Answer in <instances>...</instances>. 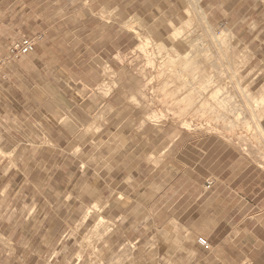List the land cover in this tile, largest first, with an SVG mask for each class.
<instances>
[{
	"label": "rangeland",
	"instance_id": "obj_1",
	"mask_svg": "<svg viewBox=\"0 0 264 264\" xmlns=\"http://www.w3.org/2000/svg\"><path fill=\"white\" fill-rule=\"evenodd\" d=\"M263 117L264 0H0V264H264Z\"/></svg>",
	"mask_w": 264,
	"mask_h": 264
},
{
	"label": "built area",
	"instance_id": "obj_2",
	"mask_svg": "<svg viewBox=\"0 0 264 264\" xmlns=\"http://www.w3.org/2000/svg\"><path fill=\"white\" fill-rule=\"evenodd\" d=\"M33 47H34L33 39L23 37L12 43V45L10 46V53L14 58H17L31 51ZM198 241L202 246L208 247L209 245L207 241L203 238H199Z\"/></svg>",
	"mask_w": 264,
	"mask_h": 264
},
{
	"label": "bare ground",
	"instance_id": "obj_3",
	"mask_svg": "<svg viewBox=\"0 0 264 264\" xmlns=\"http://www.w3.org/2000/svg\"><path fill=\"white\" fill-rule=\"evenodd\" d=\"M198 8V7H197ZM222 36V35H221ZM148 42V41H147ZM151 55H154V54H151ZM175 57V56H174ZM189 59V58H188ZM162 61V60H161ZM173 63V62H172ZM185 66V65H184ZM201 67V66H200ZM183 68V67H182ZM192 68V67H191ZM184 69V68H183ZM187 69V68H186ZM185 70V69H184ZM160 71V70H159ZM189 71V70H188ZM164 72V71H163ZM184 72H186V71H184ZM190 72V71H189ZM172 74V73H171ZM178 74V73H177ZM204 74V73H203ZM194 75H195V73H194ZM206 75V74H205ZM201 76V75H200ZM208 76V75H207ZM176 77V76H175ZM197 77V76H196ZM208 79H209V77H208ZM202 80V79H201ZM185 80H183V82H184ZM206 83H208V82H206ZM172 85V84H171ZM168 86V85H167ZM174 87V86H173ZM176 87H178V86H176ZM207 87V86H206ZM179 89H180V87H179ZM165 90V89H164ZM167 91V90H166ZM186 92H187V89H186ZM189 92V91H188ZM215 93V92H214ZM183 94V93H182ZM199 95V94H198ZM171 96V95H170ZM187 98V97H186ZM192 98V97H191ZM192 99H194V98H192ZM218 99V98H217ZM187 100V99H186ZM191 99H189V101H190ZM199 100L200 99H198V102H199ZM204 100V99H203ZM223 100V99H222ZM175 101V100H174ZM178 101V100H177ZM215 101V100H214ZM224 101V100H223ZM186 102V101H185ZM195 102V101H194ZM193 102V103H194ZM175 103H176V101H175ZM184 103V102H183ZM188 104H189V102H188ZM174 105V104H173ZM186 105V104H185ZM209 105V104H208ZM220 106H221V109H223V110H225L224 108H225V104H224V102H220ZM207 108H208V106H207ZM218 109V108H217ZM217 109H216V111H214L213 113H211L210 115H208L209 116V118H211V117H214V118H218L219 119V117L221 118L222 116L220 115V114H217ZM207 110H209V109H207ZM222 110V111H223ZM213 111V110H212ZM221 113V112H220ZM176 114V113H175ZM205 114V113H204ZM203 114V115H204ZM223 114V113H222ZM224 115V114H223ZM206 116H207V113H206ZM222 119V118H221ZM216 121V120H215ZM236 123V122H235ZM232 125H234V124H232ZM0 153H3V151L0 149Z\"/></svg>",
	"mask_w": 264,
	"mask_h": 264
},
{
	"label": "crops",
	"instance_id": "obj_4",
	"mask_svg": "<svg viewBox=\"0 0 264 264\" xmlns=\"http://www.w3.org/2000/svg\"><path fill=\"white\" fill-rule=\"evenodd\" d=\"M262 126H263V129H264V117L262 119ZM204 238V237H203ZM205 239V238H204Z\"/></svg>",
	"mask_w": 264,
	"mask_h": 264
}]
</instances>
